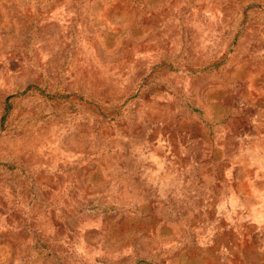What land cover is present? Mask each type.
I'll return each instance as SVG.
<instances>
[{
    "label": "rangeland",
    "instance_id": "374dc122",
    "mask_svg": "<svg viewBox=\"0 0 264 264\" xmlns=\"http://www.w3.org/2000/svg\"><path fill=\"white\" fill-rule=\"evenodd\" d=\"M0 264H264V0H0Z\"/></svg>",
    "mask_w": 264,
    "mask_h": 264
},
{
    "label": "trees",
    "instance_id": "16d2710c",
    "mask_svg": "<svg viewBox=\"0 0 264 264\" xmlns=\"http://www.w3.org/2000/svg\"><path fill=\"white\" fill-rule=\"evenodd\" d=\"M5 117H6V113L3 115L2 121H4V120H5Z\"/></svg>",
    "mask_w": 264,
    "mask_h": 264
}]
</instances>
